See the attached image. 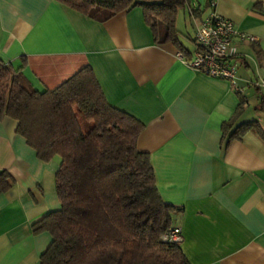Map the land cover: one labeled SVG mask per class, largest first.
<instances>
[{
  "label": "crops",
  "instance_id": "obj_1",
  "mask_svg": "<svg viewBox=\"0 0 264 264\" xmlns=\"http://www.w3.org/2000/svg\"><path fill=\"white\" fill-rule=\"evenodd\" d=\"M213 8L243 34L225 59L235 86L176 56L194 48L208 11L194 1L177 7L173 42L161 39L163 27L152 32L138 5L97 20L58 0H0V57L38 90L87 64L106 100L142 122L135 146L148 154L162 200L177 207L172 225L189 263L264 264V0H214ZM225 120L254 123L226 141ZM57 164V155L39 159L15 120L0 115V172L12 177L0 190V264H40L52 237L32 225L59 205Z\"/></svg>",
  "mask_w": 264,
  "mask_h": 264
},
{
  "label": "trees",
  "instance_id": "obj_2",
  "mask_svg": "<svg viewBox=\"0 0 264 264\" xmlns=\"http://www.w3.org/2000/svg\"><path fill=\"white\" fill-rule=\"evenodd\" d=\"M97 20L138 5L145 23L161 39L176 42L177 7L191 0H58ZM211 0H205L208 6ZM182 51V50H181ZM185 55L189 52L182 51ZM20 66L0 57V115L15 120L39 159L58 156L54 188L58 207L33 223L52 237L40 264H190L179 242L161 235L177 209L159 195L148 154L135 146L142 122L110 104L85 64L52 88L25 85ZM239 97L235 113L244 102ZM259 109L264 112V99ZM230 128L226 141L245 124ZM264 137V134L260 132ZM12 177L0 172V190Z\"/></svg>",
  "mask_w": 264,
  "mask_h": 264
},
{
  "label": "built area",
  "instance_id": "obj_3",
  "mask_svg": "<svg viewBox=\"0 0 264 264\" xmlns=\"http://www.w3.org/2000/svg\"><path fill=\"white\" fill-rule=\"evenodd\" d=\"M214 0L209 2V10L197 21L193 30L194 48L185 55L181 50L176 56L192 69L212 77L227 79L231 85L236 84L235 68L226 62L232 52L231 40L240 34L231 20L220 15L215 9ZM246 38L254 39L253 36ZM161 238L167 241L181 240L179 227L172 225Z\"/></svg>",
  "mask_w": 264,
  "mask_h": 264
},
{
  "label": "rangeland",
  "instance_id": "obj_4",
  "mask_svg": "<svg viewBox=\"0 0 264 264\" xmlns=\"http://www.w3.org/2000/svg\"><path fill=\"white\" fill-rule=\"evenodd\" d=\"M191 1H194L195 3L199 2L201 8H203L204 6H207V5H205V0H191ZM187 17H188V16H187ZM187 17L185 16L186 22H187V20H188ZM178 22H179V23H178V28H179V26L182 28L181 24H183L184 21H183V20L181 21V20L179 19ZM159 26H160V28H162V27H163V23H160ZM182 32H183V31H182ZM186 45H187V44H186Z\"/></svg>",
  "mask_w": 264,
  "mask_h": 264
}]
</instances>
